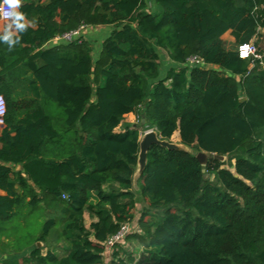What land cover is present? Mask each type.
I'll return each instance as SVG.
<instances>
[{"label":"trees","instance_id":"1","mask_svg":"<svg viewBox=\"0 0 264 264\" xmlns=\"http://www.w3.org/2000/svg\"><path fill=\"white\" fill-rule=\"evenodd\" d=\"M153 1L22 0L31 26L13 50L0 43V227L41 202L54 211L25 264H105L134 223L144 253L111 264H264V0ZM82 27L111 29L97 59L82 36L46 47ZM250 43L261 59L240 58ZM139 108L194 152L150 149L136 222L140 131L117 130ZM195 152L235 171L210 160L205 179Z\"/></svg>","mask_w":264,"mask_h":264},{"label":"rangeland","instance_id":"2","mask_svg":"<svg viewBox=\"0 0 264 264\" xmlns=\"http://www.w3.org/2000/svg\"><path fill=\"white\" fill-rule=\"evenodd\" d=\"M149 4H153V0H148ZM111 32V29H89L88 33H85L86 38H88V42H90V44L93 46L94 48V52H93V56L95 59H97V57L99 56L100 53V49H101V45L103 43V41L105 40V38L109 35V33ZM84 35V34H83ZM85 38L82 37V40H84ZM70 42V41H68ZM227 45L229 49H233L235 47V43H231V41L228 39L227 41ZM255 43V42H254ZM159 55H160V61H161V77H165L167 71L172 68L174 65L171 63L168 55L159 50L158 51ZM189 67H193L195 66L194 63H189L188 64ZM243 99V98H242ZM145 116V118H144ZM145 120V121H144ZM144 121V123H143ZM127 128H137L140 131V140H142V138L144 137V135H146L149 132H156L155 128L150 127L147 124L146 121V115L143 112L142 108H139L138 111L130 116H126L125 120H124V126H122L120 129H118V132H123L125 129ZM170 142L177 144V145H181V141H180V137H179V133H176L172 139L170 140ZM190 152H194L191 149H188ZM196 153V152H195ZM198 153H196L197 155ZM208 155V154H207ZM208 156H213V155H208ZM210 160L207 161V163ZM222 163L223 168H227L230 169L231 171H235V160H230L229 157L224 156V160L219 161ZM207 164L204 167L205 169V179H209L211 181H213L214 179H212L213 175H210L207 172ZM136 189V190H135ZM134 189L135 192V196H136V201H137V206H136V210L134 211L135 213V221L137 222L141 215L142 212L144 210V208L146 207V203L144 198L141 196L139 190H137V188ZM106 191H108V188H105ZM27 210V209H26ZM25 211V210H24ZM24 213V212H23ZM52 217V215L48 212V210L43 207V206H39L37 208H35L34 210H27V212H25L22 215H20L19 217H16L14 222L11 225L10 228V232L12 233H17L18 238L17 239H24V241L22 243L25 242V244H30L34 245L35 244V240L43 233V229H44V225L45 222L50 219ZM96 221L94 218L90 217L89 215H86V225L88 228H90L92 222ZM129 232L123 236L121 239H119L118 241L116 240H112V241H116L115 244L118 245L117 248H112L113 245H107V251H106V256H105V264H111L112 261L114 260L113 255L115 252H120V258L124 259L125 261H128L130 256L134 259V260H138L141 255L144 253V246L140 243L139 240L134 239V238H130L128 239V237L131 234H140V229L139 227L136 225V223L129 225ZM20 231H22L20 233ZM19 232V234H18ZM132 236V235H131ZM17 243V242H16ZM21 243V244H22ZM113 243V244H114ZM20 244V243H18ZM37 245V244H36ZM18 245L16 244H12L10 246V249L12 248L13 252H15L16 250L18 251L20 249V247H17ZM61 252L63 254V250L61 249ZM131 264V263H129Z\"/></svg>","mask_w":264,"mask_h":264},{"label":"crops","instance_id":"3","mask_svg":"<svg viewBox=\"0 0 264 264\" xmlns=\"http://www.w3.org/2000/svg\"><path fill=\"white\" fill-rule=\"evenodd\" d=\"M43 1H47V0H43ZM5 26H6V24L0 23V33L3 32V29ZM89 29L90 28H87V27L82 28L80 30L79 36H82L85 38V40H88V38H86L85 33H88ZM223 38L226 42L229 39L232 44L235 43V40H234L233 36L231 35V32L226 33ZM60 44H65V43L60 38H56L55 40L50 42L48 45H46V47H52V46H56V45H60ZM130 115H133V114H129L127 116H130ZM2 130H3V124H0V132ZM10 166L13 168L14 172L22 171V166H20V165L19 166L10 165ZM35 190L39 194V196H40L39 198L41 199L42 197H41L40 191L37 188H35ZM0 195H5V193L0 190ZM28 201H30V198H28ZM39 206L45 207L51 215L54 214V211H52L51 209L46 207L45 202H41V204ZM27 210L25 209L24 213L27 212ZM14 220L15 219H13L11 222L6 223L4 226L0 227V264H4V263L11 261V260H12V262H14V264H25V259L29 257L31 251L33 250V245H31V243L30 244L29 243L25 244V242L22 244L16 243L19 235L16 236L17 233L10 232V228H11V225L14 222ZM21 232L22 231H20V233ZM18 234H19V232H18ZM34 242H36V241H34ZM12 244H15V245L17 244L20 248H22V250L18 251L19 253L13 252L12 248L10 249V246ZM36 244H37L36 246L38 247V243H36ZM44 246H45V244L42 243L40 248H44ZM60 246L63 247L62 244H60ZM47 250H48L47 248H44L43 253L45 254L47 252ZM58 252L61 253V250H58Z\"/></svg>","mask_w":264,"mask_h":264},{"label":"clouds","instance_id":"4","mask_svg":"<svg viewBox=\"0 0 264 264\" xmlns=\"http://www.w3.org/2000/svg\"><path fill=\"white\" fill-rule=\"evenodd\" d=\"M0 5V15L7 21L3 32L0 33V43L6 44L11 51L20 44L21 34L26 32L31 24L26 21L24 13L19 11L22 0H0Z\"/></svg>","mask_w":264,"mask_h":264},{"label":"water","instance_id":"5","mask_svg":"<svg viewBox=\"0 0 264 264\" xmlns=\"http://www.w3.org/2000/svg\"><path fill=\"white\" fill-rule=\"evenodd\" d=\"M241 101H245V98L241 99ZM145 118V116H144ZM145 121V120H144ZM143 121V123H144ZM160 146L163 148H166L168 150H180V151H188V148L184 147L182 144L177 145L174 144L170 141H165L162 140L161 137L156 133V132H149L144 137L142 140H140V153L138 157V168L134 176V186L137 188V182L141 175L145 172L146 166H147V161H148V153L150 149L153 146ZM197 159L198 161L202 164L203 168L206 166L208 160H217V161H222L224 160V156L221 155H213V156H208L207 154L200 152L197 154ZM204 172V178L206 177L205 175V169L203 170ZM212 179H214V176H212ZM42 243H38V248H40Z\"/></svg>","mask_w":264,"mask_h":264},{"label":"built area","instance_id":"6","mask_svg":"<svg viewBox=\"0 0 264 264\" xmlns=\"http://www.w3.org/2000/svg\"><path fill=\"white\" fill-rule=\"evenodd\" d=\"M0 7H2V5ZM0 23H3V24L7 23V21H5L2 18V15H0ZM82 28H85V27H82ZM79 33H80V31L72 33V34H68V35H65L64 37H62L60 39L72 42L77 37L78 38L80 37ZM238 53H239V56L241 59H261V55L258 53V48L256 47V45L254 43L245 44V45L240 46L238 48ZM191 63L203 65L198 60H193V61H191ZM5 114H6V101L3 98V96H0V124H3V117L5 116ZM128 227H129V225L124 226L122 231L116 237H114L112 240L117 239L116 241H118L123 236H125L130 231ZM112 240L108 243L109 245L110 244L114 245L116 243V241H112Z\"/></svg>","mask_w":264,"mask_h":264}]
</instances>
